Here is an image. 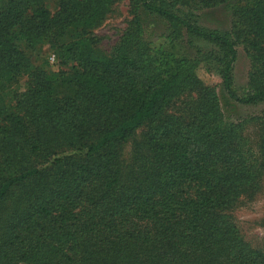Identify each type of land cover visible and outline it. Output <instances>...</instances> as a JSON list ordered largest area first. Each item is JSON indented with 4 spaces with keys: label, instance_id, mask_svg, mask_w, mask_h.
<instances>
[{
    "label": "trees",
    "instance_id": "16d2710c",
    "mask_svg": "<svg viewBox=\"0 0 264 264\" xmlns=\"http://www.w3.org/2000/svg\"><path fill=\"white\" fill-rule=\"evenodd\" d=\"M120 1L59 0L52 14L45 0H0V208L20 190L0 218V264H264L230 214L258 194L264 164L250 163L240 123L196 73L213 64L232 102L264 105V0L238 9L230 31L200 24L226 0H129L133 18L105 54L92 31ZM144 16L167 23L166 49L145 41ZM45 42L75 65L35 69L7 109L4 93ZM240 43L252 60L241 94Z\"/></svg>",
    "mask_w": 264,
    "mask_h": 264
},
{
    "label": "rangeland",
    "instance_id": "374dc122",
    "mask_svg": "<svg viewBox=\"0 0 264 264\" xmlns=\"http://www.w3.org/2000/svg\"><path fill=\"white\" fill-rule=\"evenodd\" d=\"M249 0H226L221 6L202 9L200 24L207 29L219 28L230 31L236 22L235 12L245 6ZM59 0H45V6L54 14L58 9ZM133 18L129 0L116 3L106 19L92 31L96 37L98 48L105 54H111L125 30ZM143 37L154 49H166L169 44L167 23L153 16L143 17ZM238 56L234 64L235 87L239 94L243 93L249 82L251 71V57L247 53L245 45H237ZM184 54L191 53L182 50ZM75 64L65 62L62 53L48 42L30 52V68L24 71L17 80L12 81L9 90L4 93L5 107L9 110L16 108L17 102L33 87L35 69H43L50 73L68 72ZM196 73L205 86L216 87L221 97V105L227 120L240 123L242 140L241 145L244 154L252 165L264 164V105L242 106L232 102L222 90V80L215 65L201 63ZM192 95L182 96V100H188ZM1 121V120H0ZM144 130H139L136 136L127 142L122 148V164L125 171L133 164L135 157L134 142L140 141ZM16 165L12 169L13 172ZM10 172V173H11ZM127 173V172H125ZM259 173H264V167ZM7 174V173H4ZM262 188L254 198H243L230 212L234 224L240 230L244 242L253 250L262 255L264 261V175ZM20 190L14 189L7 201L0 208V218L7 215L18 206Z\"/></svg>",
    "mask_w": 264,
    "mask_h": 264
}]
</instances>
